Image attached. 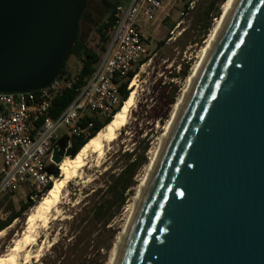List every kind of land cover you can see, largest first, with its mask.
Returning a JSON list of instances; mask_svg holds the SVG:
<instances>
[{
	"label": "water",
	"instance_id": "1",
	"mask_svg": "<svg viewBox=\"0 0 264 264\" xmlns=\"http://www.w3.org/2000/svg\"><path fill=\"white\" fill-rule=\"evenodd\" d=\"M88 0H0V95L50 87ZM71 147L53 150L59 166ZM119 264H264V0H239L141 202Z\"/></svg>",
	"mask_w": 264,
	"mask_h": 264
},
{
	"label": "rangeland",
	"instance_id": "2",
	"mask_svg": "<svg viewBox=\"0 0 264 264\" xmlns=\"http://www.w3.org/2000/svg\"><path fill=\"white\" fill-rule=\"evenodd\" d=\"M164 1L167 7L161 15L160 20L162 21L154 22L149 28V32L153 35V43L147 62L140 67L135 78L137 95L127 126L112 144L100 166L96 167V164L90 163L84 168L82 177L72 180L67 185L64 199L59 207L58 218L49 222L45 227H39L36 245L29 250L32 257L29 264H53L56 255L61 253V249L58 248L55 253L52 250L53 246L58 242L64 246L71 241L75 242L73 239L78 220L85 218L87 208L92 206L91 194L98 188L104 187L106 177L101 175L105 174L111 166L116 168L114 172H120L121 168L127 165L129 156L131 160H134L145 152L147 164L138 172L135 186L127 193L123 208L114 216L107 231L102 230L100 226L97 229L94 227L96 230L92 238L95 239V245L100 247L101 255L99 256L95 249L86 250L85 242L80 243L76 249L78 264H109L112 260L120 234L128 223L131 206L148 174V166L161 144L175 105L187 88L188 78L199 61L201 50L215 25V20L221 16L222 5L226 0L216 5H214L215 0ZM192 1L195 2L194 9L188 11L187 7ZM130 2L131 0H88L87 19L80 24V40L87 47L95 50L100 57L103 56L108 43L104 45L103 50V42L100 41L94 25L87 20L95 23L105 22L111 11L108 3L112 6H128ZM211 8L219 9L217 18L207 15ZM182 12H188V14L181 16ZM208 24L210 28L206 31L205 27ZM161 42L163 45H160ZM78 65V59L75 56L70 57L67 61L66 72L73 74ZM173 96H175V101L170 104ZM3 167L4 160L0 155V170ZM29 193L30 190L25 188L23 194H17L1 203L0 222L9 217L12 209L19 210L21 204L27 201ZM88 196L90 197L87 198ZM43 197L44 195L39 199L35 198L36 205ZM35 207L30 209L22 219L15 221L5 229L0 238V255L6 254L22 237L26 229V219ZM77 213L79 215L76 221L73 217ZM24 256L23 253L21 262L24 261Z\"/></svg>",
	"mask_w": 264,
	"mask_h": 264
},
{
	"label": "built area",
	"instance_id": "3",
	"mask_svg": "<svg viewBox=\"0 0 264 264\" xmlns=\"http://www.w3.org/2000/svg\"><path fill=\"white\" fill-rule=\"evenodd\" d=\"M194 3H189L188 11L194 9ZM165 11L164 0H131L128 6L118 5L108 47L90 76L82 81L83 63L79 62L73 74L62 73L44 90L0 95V155L4 160L0 204L25 188L33 200L45 195L55 179L49 171L52 165L57 166L52 160L54 147L64 139L69 148L70 139L88 138L94 119L112 116L121 101L118 80L126 81L148 58L153 43L149 28ZM69 90L75 91L73 101L54 117L55 99ZM87 119L91 121L85 124Z\"/></svg>",
	"mask_w": 264,
	"mask_h": 264
},
{
	"label": "trees",
	"instance_id": "4",
	"mask_svg": "<svg viewBox=\"0 0 264 264\" xmlns=\"http://www.w3.org/2000/svg\"><path fill=\"white\" fill-rule=\"evenodd\" d=\"M224 1L225 0H215L214 5H216L217 3L218 4L223 3ZM108 6L111 8V11L109 17L105 22L103 21L102 23H95L93 21L87 20V22L94 25L100 37V41L103 42L102 45L103 50L105 49L104 45L109 43L111 39V32L115 24L116 7L118 5L112 6L108 3ZM87 9L88 6L84 9V12L79 20V26L81 22L87 19L86 16ZM207 15L212 16V18L214 17L217 18V16L219 15V9L211 8L208 10ZM209 28L210 26L208 24L206 25L205 30L208 31ZM160 45H163V42H161ZM72 56H75L79 62L83 63V70L81 75L82 81L83 79L90 76L94 72L95 66L100 61V56L98 55V53L92 48L87 47L80 40V28L78 32L77 41L73 46L67 61ZM147 60L148 58L143 60L135 68V70L129 74L128 79L126 81L118 80L121 101L118 108L114 111L112 116L106 118L105 120L94 119L95 127L88 138L70 139L71 148L74 151L73 157H75L90 140L96 137V135L101 130H103L106 126H108L112 122L114 116L122 109L124 103L130 97V90H129L130 84L132 83L134 77L137 76L140 67L144 65L147 62ZM67 61L64 64L63 74L67 73L66 72ZM74 97H75V91L69 90L64 94V96L56 98L53 103V108H54L53 116L54 117L59 116L65 110V108L73 101ZM174 101H175V96L171 98L170 104L174 103ZM90 121L91 119H87L85 121V124H87ZM60 145H61V152L62 154H64L68 146V140L64 139L63 141L60 142ZM147 161L148 160L145 152L141 156L136 157V159L134 160H131L129 156L127 165L121 168L120 172L118 173L114 172L116 168L111 166L110 169L105 174L101 175L106 177V179H104L105 181L104 187L98 188L91 194L92 206L87 208L85 212L86 213L85 218H83L82 220H78L77 218L79 215L78 213L73 217V220L79 221L78 226L75 228V232H74L73 240H75V242L73 243L71 241L69 242V244H67V246L60 245V242H58L55 246H53L52 250L55 253L57 251V248L61 249V253L59 255H56V259L54 260L53 264H64L65 260H66L65 264H78L76 249L78 248L80 243H84V242L86 244V250L89 251L90 249L92 250L95 249L96 251H98L99 256L101 255L100 247L95 245V239L92 238V235L95 232L94 230H96L100 226L102 230L107 231V227L110 224V222L113 220L114 216L125 205L126 197H127L126 195L135 186V178L138 172L140 171V169L147 164ZM49 171L55 177V179H57L60 176L59 166L52 165ZM52 187H53V183H51L46 188L45 195L52 189ZM41 197L42 195H40L38 199ZM89 197L90 196H88L87 198ZM35 206H36V201L31 199V195H28L27 201L21 204L19 210L12 209L9 217L5 221L0 222V231L7 229L15 221L22 219L24 215ZM94 227L96 229H94ZM110 231L112 232V230ZM82 238H84V240L81 241Z\"/></svg>",
	"mask_w": 264,
	"mask_h": 264
},
{
	"label": "bare ground",
	"instance_id": "5",
	"mask_svg": "<svg viewBox=\"0 0 264 264\" xmlns=\"http://www.w3.org/2000/svg\"><path fill=\"white\" fill-rule=\"evenodd\" d=\"M238 1L239 0H226L222 5L221 16L215 20V25L201 50L199 61L194 66V69L188 78L187 88L175 105L171 119L165 128L161 144L156 150L151 163L148 166V174L145 177L144 184L140 187L135 201L131 206L128 223L124 227L123 232L120 234L119 241L114 249L113 258L109 264H119L141 202L150 185L185 103ZM129 90V99L124 103L122 109L114 116L112 122L101 130L96 137L90 140L75 157L64 158L62 163L59 165L60 176L54 181L52 189L42 198L34 210L28 215L26 219V229L22 237L16 241L15 245L11 247L6 254L0 255V264L30 263L32 257L29 250L36 245V237L39 233V227H45L49 224V222L58 218L60 214L59 207L64 199L67 185L72 182V180L82 177L84 168L88 167L90 163L96 164V167L100 166L107 153L110 151L112 144L118 139L121 131L127 126L137 95V83L135 80L132 82ZM4 232L5 230L0 231V238L3 236ZM23 253L25 254L24 261L21 262V255Z\"/></svg>",
	"mask_w": 264,
	"mask_h": 264
},
{
	"label": "crops",
	"instance_id": "6",
	"mask_svg": "<svg viewBox=\"0 0 264 264\" xmlns=\"http://www.w3.org/2000/svg\"><path fill=\"white\" fill-rule=\"evenodd\" d=\"M166 7H167V5H166ZM163 14V13H162ZM161 14V15H162ZM161 15H160V17L158 18V20H157V23H158V21H162V20H160V18H161ZM155 31V30H154ZM24 193V191H21L20 193H18V194H23Z\"/></svg>",
	"mask_w": 264,
	"mask_h": 264
},
{
	"label": "flooded vegetation",
	"instance_id": "7",
	"mask_svg": "<svg viewBox=\"0 0 264 264\" xmlns=\"http://www.w3.org/2000/svg\"><path fill=\"white\" fill-rule=\"evenodd\" d=\"M89 5V4H88Z\"/></svg>",
	"mask_w": 264,
	"mask_h": 264
}]
</instances>
